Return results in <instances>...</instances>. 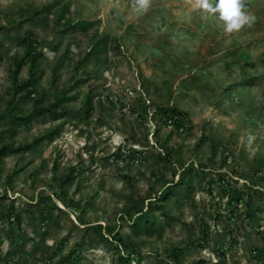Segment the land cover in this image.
I'll return each mask as SVG.
<instances>
[{
  "label": "rangeland",
  "instance_id": "1",
  "mask_svg": "<svg viewBox=\"0 0 264 264\" xmlns=\"http://www.w3.org/2000/svg\"><path fill=\"white\" fill-rule=\"evenodd\" d=\"M243 4L228 33L197 0H0V264H264V0Z\"/></svg>",
  "mask_w": 264,
  "mask_h": 264
},
{
  "label": "clouds",
  "instance_id": "2",
  "mask_svg": "<svg viewBox=\"0 0 264 264\" xmlns=\"http://www.w3.org/2000/svg\"><path fill=\"white\" fill-rule=\"evenodd\" d=\"M199 7L212 13H219V19L223 21L225 32L231 33L241 29L244 25H250L255 17L244 11L243 0H197ZM141 8L147 6V0H139Z\"/></svg>",
  "mask_w": 264,
  "mask_h": 264
},
{
  "label": "trees",
  "instance_id": "3",
  "mask_svg": "<svg viewBox=\"0 0 264 264\" xmlns=\"http://www.w3.org/2000/svg\"><path fill=\"white\" fill-rule=\"evenodd\" d=\"M37 44L38 43L36 42V39L35 40L34 39H32V40L29 39L28 40V52L26 53V57L25 58L26 59H30L32 65L35 64V62L37 61L38 56H39L37 54ZM49 110H51V108L47 107L46 109H41L40 112L49 111ZM159 112H160L159 114L162 117V119L165 120L166 122H171L174 125H177L178 127L184 125L183 113H181V111H179L177 108H175V107H173V108L161 107ZM33 116H34L33 113H29L28 115H25V116L20 117V118L28 120L29 118H31ZM235 194H236V198L234 200H241L242 197H239V195H237V191L232 194L231 198H233ZM253 213L254 212L250 211V213H248V216L251 218L253 216ZM13 216H15V219L17 218L19 220L18 214L17 215L13 214ZM205 234L206 233H204V237H205ZM120 260L124 262V260H127V258L126 257H121Z\"/></svg>",
  "mask_w": 264,
  "mask_h": 264
}]
</instances>
